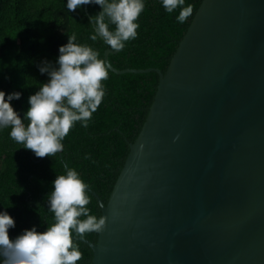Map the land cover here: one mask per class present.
Segmentation results:
<instances>
[{
	"label": "trees",
	"instance_id": "trees-1",
	"mask_svg": "<svg viewBox=\"0 0 264 264\" xmlns=\"http://www.w3.org/2000/svg\"><path fill=\"white\" fill-rule=\"evenodd\" d=\"M201 1L0 0V264H91L75 184L106 204L158 85L104 52L164 73Z\"/></svg>",
	"mask_w": 264,
	"mask_h": 264
},
{
	"label": "water",
	"instance_id": "water-1",
	"mask_svg": "<svg viewBox=\"0 0 264 264\" xmlns=\"http://www.w3.org/2000/svg\"><path fill=\"white\" fill-rule=\"evenodd\" d=\"M106 204L91 264H264V0H202ZM66 168V167H65Z\"/></svg>",
	"mask_w": 264,
	"mask_h": 264
}]
</instances>
